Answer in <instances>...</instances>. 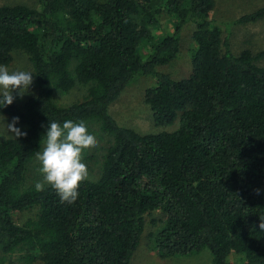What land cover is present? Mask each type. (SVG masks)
<instances>
[{"label":"trees","instance_id":"trees-1","mask_svg":"<svg viewBox=\"0 0 264 264\" xmlns=\"http://www.w3.org/2000/svg\"><path fill=\"white\" fill-rule=\"evenodd\" d=\"M215 2L0 5V65L23 52L36 87L22 105L0 108L26 133L0 140V264H130L146 222L157 225L149 237L161 256L207 248L210 264H226L231 252L242 254L238 264H264V66L255 63L264 50L236 55L220 28L254 22L264 6L215 20ZM169 17L172 29L155 36ZM186 23L196 44L191 72L174 79L157 67L177 57ZM141 76L156 79L144 91L154 124L177 120L176 129L140 133L110 114V104ZM76 84L87 85L80 100L55 103L56 90ZM66 120L85 121L91 134L97 125L107 137L99 159L83 151L98 168L72 203L49 185L36 191L26 183L49 121ZM157 210L160 217H151Z\"/></svg>","mask_w":264,"mask_h":264},{"label":"rangeland","instance_id":"rangeland-1","mask_svg":"<svg viewBox=\"0 0 264 264\" xmlns=\"http://www.w3.org/2000/svg\"><path fill=\"white\" fill-rule=\"evenodd\" d=\"M215 7L210 11V18L215 20H233L239 16L249 13L259 7L264 6V0H215ZM11 3H25L35 8H41L40 0H0V5ZM175 18L169 17L162 21L160 29H154V35H162L164 31L172 29ZM222 36L225 37L228 33V41L230 49L236 55L242 53L243 50H248L250 53L255 54L264 50V16L254 22L233 24L228 30L220 26ZM193 25L186 23L181 31L180 36V51L177 57L169 64L159 66L162 72L169 73L174 79L185 78L191 72V54L196 47L192 38ZM140 53L146 54L143 46H140ZM256 64L264 66V57L255 61ZM9 71L23 70L31 71L32 64L27 55L21 51L14 53V59L10 65L7 66ZM33 75V74H32ZM156 79L151 76H141L132 81L122 93L110 104L109 112L115 120L123 126L135 129L140 133H157L163 130H174L178 127L179 121L174 120L170 124L155 125L153 121L152 110L149 105L144 102V91L146 88L154 85ZM87 85L76 84L67 92L56 90L54 92V101L58 105L67 106L80 100L86 93ZM36 93V87L33 82L29 86L26 94L22 97L16 96L15 90L13 91V101L16 105H22L29 97ZM12 123V118L7 115L0 114V140L5 138L14 137V134L6 130L5 125ZM15 127L20 131L23 126L18 121ZM96 132L92 133L97 144L95 147L88 148L89 153H93L97 158L102 152L103 147L107 143V137L103 133H99L97 125H91ZM44 143L41 148L42 150ZM37 151V152H38ZM99 159V157L97 158ZM97 161V160H96ZM94 159L87 160L82 157V162L86 164L88 169V176H92L97 172V165ZM40 167L39 161L36 160L35 155L28 164L26 170V183L35 184L37 181H42L43 176L38 171ZM27 216L32 214L26 213ZM151 217L159 218V211H154ZM16 221L22 222L25 219V214H15ZM157 225H151L146 222L144 225V232L141 237V243L137 247V252L134 258H131L130 264H210V253L207 248H204L197 253L190 255H172L161 256L156 250L153 241H150V233L156 229ZM242 260V254L231 252L228 256L226 264H238Z\"/></svg>","mask_w":264,"mask_h":264},{"label":"clouds","instance_id":"clouds-1","mask_svg":"<svg viewBox=\"0 0 264 264\" xmlns=\"http://www.w3.org/2000/svg\"><path fill=\"white\" fill-rule=\"evenodd\" d=\"M33 72L9 71L7 66L0 65V108L13 103V91L22 97L33 82ZM18 117L5 125L6 130L14 136L26 135L15 127ZM97 140L89 133L86 122L66 120L62 123L49 121L43 149L34 155L39 161L38 171L43 180L35 183L36 191H44L45 185L51 186L59 195L61 202H74L78 197V188L82 180L87 179L88 169L82 162L85 149L95 147ZM259 193V189L255 190ZM259 225L264 230V220Z\"/></svg>","mask_w":264,"mask_h":264}]
</instances>
